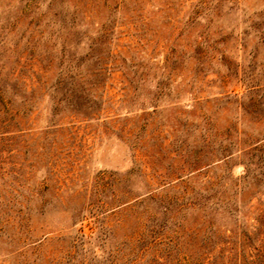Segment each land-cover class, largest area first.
<instances>
[{
	"label": "rangeland",
	"instance_id": "obj_1",
	"mask_svg": "<svg viewBox=\"0 0 264 264\" xmlns=\"http://www.w3.org/2000/svg\"><path fill=\"white\" fill-rule=\"evenodd\" d=\"M85 1L0 0V264H175V223L191 262L203 211L264 227V0L191 25L196 0Z\"/></svg>",
	"mask_w": 264,
	"mask_h": 264
},
{
	"label": "trees",
	"instance_id": "obj_2",
	"mask_svg": "<svg viewBox=\"0 0 264 264\" xmlns=\"http://www.w3.org/2000/svg\"><path fill=\"white\" fill-rule=\"evenodd\" d=\"M111 1L114 4L112 8L113 11L120 5L121 1ZM135 1V6H138L140 1ZM185 1L186 0H166L165 8L169 13L177 12ZM226 1L227 0H196V2L193 3V9L191 10L188 20L190 24L188 23V25H191L198 16L209 11L220 13ZM95 4L96 0L82 2L81 5L84 9L83 13L85 15L86 13L90 14L92 10H94ZM103 5L107 6V8L110 7L109 4H107V0L103 1ZM132 10V14L136 12V16H138V12H141L142 9H137L135 7ZM180 34L181 32H178L177 37H179ZM107 37V34L103 35L102 40H107ZM89 48H91V51L87 54L86 58H93L94 64H97V62L102 60L97 42L92 43ZM172 52L174 56V50H172ZM176 58L177 57H174L172 60L171 70H175L178 67L176 65ZM78 67L79 62L75 65V68ZM79 81H85V79L83 80L80 78ZM39 195L41 196L40 201L44 204L43 195L41 193ZM207 199L208 197L205 201ZM205 201L196 203L199 209L202 210V208H204ZM171 202L172 203H167L165 206V220L171 218L172 214L179 212L184 204L179 202L177 198L173 199ZM191 205H195V203L192 202ZM205 214V211H203L202 215L196 217L191 222V226L194 230L193 238L198 245V250L200 251L202 259L191 260V262L188 260L187 254L180 248L179 241L180 238L184 237V234H187V231L180 223H175V228H178L180 233L174 234V240L170 238L169 241H167L170 247L176 252L174 258L175 264H264V227H254L251 230L245 227H236L234 230L221 229L214 225L212 219ZM135 219L139 220L138 217H135ZM195 225L198 226L196 227ZM166 256L170 257L169 252Z\"/></svg>",
	"mask_w": 264,
	"mask_h": 264
}]
</instances>
